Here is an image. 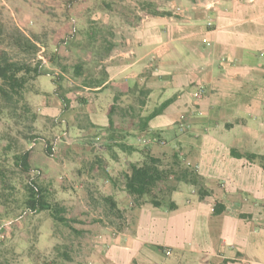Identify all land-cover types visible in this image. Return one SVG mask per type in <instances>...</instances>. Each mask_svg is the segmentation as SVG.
<instances>
[{
	"label": "crops",
	"instance_id": "crops-1",
	"mask_svg": "<svg viewBox=\"0 0 264 264\" xmlns=\"http://www.w3.org/2000/svg\"><path fill=\"white\" fill-rule=\"evenodd\" d=\"M133 1L134 13L121 8L126 2L103 13L106 24L130 27L116 31L105 61L107 86L86 88L96 97L85 103L71 98L64 114L57 96H37L39 111L85 137L93 134L89 122L107 129L114 105L113 122L129 125L118 127L123 141L149 140L150 152L167 160L178 152L211 194L201 199L183 185L173 194L174 210L148 203L130 210L123 231L101 228V250L88 264H264V167L232 154L264 156V0ZM139 1L168 14H151ZM171 98L148 131L126 124L131 112L121 107L132 104L144 117ZM101 150L107 158L105 144ZM115 150L120 160L105 158L114 172L141 158ZM103 189L130 209L124 192L106 181ZM219 201L225 209L215 214Z\"/></svg>",
	"mask_w": 264,
	"mask_h": 264
},
{
	"label": "trees",
	"instance_id": "trees-1",
	"mask_svg": "<svg viewBox=\"0 0 264 264\" xmlns=\"http://www.w3.org/2000/svg\"><path fill=\"white\" fill-rule=\"evenodd\" d=\"M59 1L61 13L49 12L51 18L41 25L40 30L23 29L9 9L5 6L0 7V120L5 123L4 128L0 130V230L10 229L13 225L18 227L21 223L25 225L26 233L30 235L34 233L35 237L33 240L30 238L28 248L23 253V259L26 258L29 264H70L73 250L72 235L80 236L86 232L84 229H77L74 223L97 222L102 227L123 231L128 224L129 211L134 208L148 203L155 207H166L168 210L176 209L177 204L172 197L183 185L195 188L201 199L211 194L204 177L192 165L185 163L178 152L167 160L152 154L148 145L143 142L129 145L123 141L126 137L118 133L120 130L118 127L127 129L129 125L126 127L124 123L113 122L112 115L116 109L114 105L109 112L111 119L107 129L103 130L89 122L88 128H93V134H87L85 137L73 135L78 139L76 145L88 147V151L78 153L73 148L64 146L61 155L58 154V142L65 139V134L72 136L76 131L72 125L59 117L43 115L39 111L36 97L57 96L62 102L64 114L71 106L69 96L71 92L86 88L99 89L98 91L104 89L109 78L105 61L114 49L116 34L113 24L91 19L87 20L85 26L74 23L73 32L53 45L52 42L56 39L54 37L56 26L60 27L65 22L73 21L70 9L74 3L83 0ZM121 1L123 0H92L87 12L112 13L116 11ZM139 4L151 14H168L157 10L152 2L139 1ZM125 8L131 13L135 11L131 4H127ZM62 16L65 18L64 21L60 20ZM78 35H82L81 38H78ZM72 47L91 51L93 55L91 62L95 64V70L96 66H100L101 69L95 71L82 58L72 63L68 62V57L64 53ZM43 48L46 60L39 55ZM41 76L51 77L54 86L51 92L43 89L39 80ZM72 82L75 85H70ZM76 98L84 103L87 101L85 97L79 95ZM172 100L168 99L144 117L136 115L132 104L129 108L121 107L123 112H131L126 124L136 125L139 131H148L149 122L162 113ZM136 118L138 120L134 123L133 120ZM41 121H44L42 129L38 126V122ZM99 143L101 145L97 146ZM37 144L43 146L48 158L61 160L63 156L62 158L65 157L73 163L75 168L73 181L82 184L85 200L99 217L91 221L73 217V210H69L60 194L67 189L76 188L74 185L67 186L64 179L61 181L50 176L46 170L36 166L33 156ZM104 144L109 149L107 158L106 154L100 151ZM116 148L130 155L138 153L141 158L128 161L122 169L114 172V167L110 169L106 159L120 160L115 152ZM232 154L247 157L251 161L257 160L264 167L263 155L234 150ZM105 181L130 198V209L122 208L114 194H107L104 191ZM224 209L225 204L219 201L215 204L214 213L220 214ZM42 216L48 217L54 227V233L51 231L49 238L58 237L62 240L61 243L55 244L56 256L51 261L44 258L42 260V254L34 243L38 237L46 236ZM49 230L50 228L48 232ZM7 240L6 235L0 234V246ZM11 249V251L1 249L0 255H3L1 264H23L18 259L10 260L8 255L15 252L14 248Z\"/></svg>",
	"mask_w": 264,
	"mask_h": 264
},
{
	"label": "rangeland",
	"instance_id": "rangeland-1",
	"mask_svg": "<svg viewBox=\"0 0 264 264\" xmlns=\"http://www.w3.org/2000/svg\"><path fill=\"white\" fill-rule=\"evenodd\" d=\"M123 2L129 3L134 6L133 0H123L120 2V4H123ZM92 5V0H86V1H80L77 3H74V6L70 9V14L74 17L73 21L71 22H65L62 26L57 27L55 31L56 39L52 42L53 45H56L57 42H60L61 39H64L67 34L72 33V29L74 27V23L85 26L87 20L93 19L94 21L102 22L107 21L105 19V16L100 11H95L92 13L87 12V9H89ZM5 6L7 9L10 10L13 17L15 18L16 22L25 30L28 29H35L40 30L41 25L46 23V20L51 18L49 15V12H55L60 14L61 13V3L59 0H0V7ZM121 8H125V5H120ZM60 20H65L64 16L60 18ZM92 20V21H93ZM57 24V23H56ZM55 24V25H56ZM101 25V24H100ZM114 30L117 31V34L121 35L120 33H124L126 28L130 27H117L114 26ZM116 33V32H115ZM115 34V35H117ZM82 35H78V38H81ZM44 48L39 53L41 58H45L44 54ZM68 57V62L72 63L76 61L78 58L85 59L86 62H88L92 68L95 70V64L93 65V62H91L93 55L91 51H84L79 50V48L72 47L71 50L65 51L64 53ZM106 64V63H105ZM94 66V67H93ZM97 70L101 69L100 66H96ZM40 82L42 83L43 88H49L52 86V80L49 76H41L39 78ZM75 85L74 82L70 83V85ZM97 92L81 89L79 91L71 92L69 96L71 98H75L78 95L88 98L96 97ZM4 122L0 120V130L4 128ZM38 126L40 129L44 128V121L38 122ZM77 140L75 136H71L70 134H65V139L62 141H59L58 143V154L61 155L62 149L64 146L71 147L78 153L85 152L84 150H87L88 147L83 148L81 146L76 145ZM101 143H99L97 146H100ZM83 149V150H81ZM89 150V148H88ZM87 150V151H88ZM101 151V149H100ZM63 155V154H62ZM61 157V156H60ZM63 157V156H62ZM61 160H56L53 158H48L43 150V146L41 144H37L34 149V162L37 167L42 168L48 172L50 176L57 177L58 179H61V181L64 179V181L67 183V186L74 185L76 190L73 189H67L66 191H62L60 196L64 199L66 206L69 207V210H73V217H78L80 219H86L87 221H91L93 218L99 217L97 212L92 211L91 206L88 204V201L85 200V192L82 190V184L78 183L76 184L73 181V171L74 166L69 161V159H66L65 157ZM60 184V183H59ZM65 184V183H64ZM59 186V185H58ZM85 214H81V213ZM42 225L44 232L46 233V236H40L38 237V240L34 243H36L37 250L42 254V260L47 259V261H51L56 256L55 253V244L61 243V239L58 237H55L53 239H50V233L51 231L54 233V227L52 224V221L48 219V217L42 216ZM35 223V221H34ZM17 225H13L10 229L0 230V234L6 235L8 240L5 244L0 246V251L3 250H9L11 251V248H14L15 252H11V254L8 255L10 260H21L23 264H29L28 260L25 258L23 259V253L28 248L29 240L30 238L33 240L35 237L34 233L31 235L29 233H26L24 229V224L21 223ZM74 226L77 227V229H84L86 231L84 234L80 236H74L72 235V247L73 250L71 251L72 255V261L70 264H88L91 260L92 256L94 255L95 250H101L99 247L100 241H101V224L97 222H88L85 224L82 223H74ZM50 228L49 232L48 229ZM30 229V227H29ZM47 229V230H46ZM31 230V229H30ZM66 230V229H65ZM69 232L68 230H66ZM66 232V234H67ZM50 237V238H49ZM29 241V242H28ZM2 256L0 255V264L2 262ZM44 258V259H43Z\"/></svg>",
	"mask_w": 264,
	"mask_h": 264
},
{
	"label": "built area",
	"instance_id": "built-area-1",
	"mask_svg": "<svg viewBox=\"0 0 264 264\" xmlns=\"http://www.w3.org/2000/svg\"><path fill=\"white\" fill-rule=\"evenodd\" d=\"M209 25H211V23H209ZM194 96L196 97V98H199L200 96H201V92L200 91H197L195 94H194ZM182 118H184L183 116H182ZM149 142V140H143V143L144 144H147ZM161 143H164V141H161ZM171 254V250H167L166 251V255H170Z\"/></svg>",
	"mask_w": 264,
	"mask_h": 264
}]
</instances>
